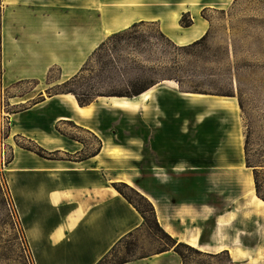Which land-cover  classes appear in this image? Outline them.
I'll return each instance as SVG.
<instances>
[{
    "label": "rangeland",
    "instance_id": "rangeland-1",
    "mask_svg": "<svg viewBox=\"0 0 264 264\" xmlns=\"http://www.w3.org/2000/svg\"><path fill=\"white\" fill-rule=\"evenodd\" d=\"M183 1L138 0L137 6L126 10L117 1L115 4V0H0V264H36L27 239V233L35 234V230L25 225L26 218L34 216V209H27L23 203L21 170H12L10 162L13 150L16 165L22 164V155L28 158L22 149L33 152L35 155L30 156L33 159H37L36 155L44 157L45 152L36 142L26 140L22 133L31 129L34 135L47 132L67 139L86 140L88 153L100 147L99 138L78 130L68 120L53 129L52 121L58 116H67L65 119L71 121L73 118L71 111L60 105L56 98H46L60 93L62 89L57 85L76 74L93 50L111 36H98L101 9L108 14L106 19L111 18L112 13L124 12L134 18L140 14L157 19L135 21L149 25L143 27V34L150 38L149 44L156 43V49L153 47L148 51L146 44L135 49V41L128 37L114 39L106 45L114 60L113 70L108 75L109 80L96 84L102 95L90 103L93 104L92 114L86 120L101 132H98L101 140L107 138L110 143V139L115 143L127 141L125 148L128 151L116 144L123 149L121 155H133L132 150L139 148L140 167L137 168L140 169H167L175 161L187 171L198 168L204 173L206 187L219 183L222 191L232 188L238 191L236 195L243 194L234 207L245 210L250 202L248 194L236 186L228 170L231 142L238 136L244 165L236 171L240 168L246 177L253 179L251 167L245 165L247 159L258 172L264 195V0H199L196 10L207 23V36L202 45L186 51L173 48L172 45L180 46L161 32L171 17L170 11L177 10ZM188 15L194 19L192 13ZM150 30L151 33L159 30L164 38L152 39ZM95 36L98 41L93 47L90 43ZM38 41L46 45L45 61L55 62L50 65L46 77L5 87L1 81L2 46L7 42L9 46L18 42L20 47H25L27 43ZM52 42L59 48L49 52ZM64 70L69 75L64 77ZM148 83H154L150 87V99L131 110L129 116H124L116 107H109L104 99L112 96L128 98L133 90ZM73 89L82 94L86 87L79 82ZM189 93L205 97L193 99L185 95ZM218 96L236 99L233 116L226 107L209 99ZM42 97L45 103L27 111ZM37 138L42 143L56 146L48 134ZM128 162L118 165L126 172L131 171L132 162ZM211 169L220 172L219 175L208 174ZM208 180H213L214 184ZM117 188L144 212L145 221L140 229L120 241L100 264H121L162 250L174 251L172 241L154 224L136 191L127 185ZM226 196L210 194L207 199L220 204L222 210L230 202ZM260 205L264 207V204ZM237 225L244 232L257 229V241L242 240L238 248L254 246L259 252L260 248L264 250L259 225L254 223V227L250 218L244 217L237 219ZM176 249L181 257L177 253L168 256L170 264H233L225 252L209 255L197 249L199 253L182 247ZM237 264H264V256L242 259Z\"/></svg>",
    "mask_w": 264,
    "mask_h": 264
},
{
    "label": "crops",
    "instance_id": "crops-1",
    "mask_svg": "<svg viewBox=\"0 0 264 264\" xmlns=\"http://www.w3.org/2000/svg\"><path fill=\"white\" fill-rule=\"evenodd\" d=\"M35 38L39 40L38 35ZM18 42L13 46L7 42L1 49V81L5 87L21 81L43 79L50 65L55 63L45 61L46 45L43 42H30L25 47H20ZM52 43L49 52L59 48L54 44L56 42ZM57 95L49 96L46 100L55 99ZM41 99L27 111L46 102L43 97ZM65 118L67 116L54 119L51 124L53 129L58 123L68 120L78 130L99 138L101 144L98 150L88 153L86 140L67 139L60 134L53 136L47 132L34 135L28 129L22 136L29 142H36L45 156L36 155L37 159H33L30 157L31 154L35 155L33 152L22 149L28 158L22 155V164L16 165L13 150L10 162L12 170H21L23 203L27 209H34V216H28L25 225L35 230V234L32 231L27 233V239L36 264H100L120 241L140 229L142 217L114 188V185L121 183L149 201L159 228L176 243L186 244L209 255L226 251L233 264L242 259L254 260L264 256L262 248L261 252L255 250L254 246L238 248L242 240L257 241L256 228L246 232L238 228L237 219L241 217L250 218L253 226L254 223L259 225L264 243V207L256 197L252 198L247 193L250 201L248 207L237 210L234 205L243 198V194L236 195L238 191L232 188L222 191L219 183L215 186L213 180L208 181L214 185L206 187L204 173L198 168L187 171L178 161L158 171L156 168H137L140 167L139 148L132 150L130 160H124L130 158L128 155L115 157L106 154L103 139L98 135L101 132L86 121L88 118L77 117L76 120L72 117V121ZM45 134L53 137L56 146L39 141L37 136ZM110 141L111 144L115 143L112 139ZM115 144L127 150V141ZM124 161L132 162L131 171L126 172L119 167L118 164ZM229 165V177L242 189L236 182L239 161L233 167ZM213 169L208 174L219 175L220 172ZM210 194L218 197L227 195L226 199L230 202L226 209L221 210L220 204L210 202L207 199ZM172 254L176 253L171 249L165 250L123 264H170L168 256Z\"/></svg>",
    "mask_w": 264,
    "mask_h": 264
},
{
    "label": "bare ground",
    "instance_id": "bare-ground-1",
    "mask_svg": "<svg viewBox=\"0 0 264 264\" xmlns=\"http://www.w3.org/2000/svg\"><path fill=\"white\" fill-rule=\"evenodd\" d=\"M118 4H120V7L124 9L134 8L133 5L137 6L138 0H115ZM199 0H184L180 3V7L176 10H171V17L168 19V22L164 24V26L161 29V32L170 39L173 43H175L178 46H184L187 44H190L196 40H198L206 31L207 23L204 19H202L199 14L197 13V3ZM192 13L194 15V22L191 28L184 29L178 24V20L180 18V15L182 13ZM100 24H99V33L98 36H109L114 33H117L119 31H122L126 28H128L132 23L139 20H153L154 17H148L145 15L138 14L137 17H132V15H128L126 12L119 13L117 15H114L112 13L111 18L106 19L107 13L105 10H100ZM177 30L180 31L179 34H176ZM98 36H95L91 40L90 45L96 46L98 41ZM63 76L69 75L68 72L64 70ZM151 89H148L141 93L138 96H135L133 98H115V97H109L104 98L109 103V107H116L118 108L124 116H129V112L133 110L134 108L141 107L144 102L148 101L150 99ZM188 97H192L193 99H204V95L201 94H185ZM56 99L58 103L62 106H65L69 111H71L72 117L76 119L77 117L81 118H89L92 114V107L93 104H89L86 106H80L77 104L75 98L71 94H63V96H56ZM210 100H212L213 103L220 107H226L229 111V115L233 116L235 114V109L237 107L236 99L233 97H209ZM53 142V141H52ZM55 145V144H53ZM231 152L229 154L228 162L232 161V163L229 165L230 167H233L232 165L235 162L240 163L241 168H243L244 160H243V150L241 147V138L238 136H235L234 140L231 142ZM122 148L117 146L116 144H111L108 139L103 138V151L106 154H109L111 156H120L122 152ZM242 170H239L236 172L238 176H236V182L238 186H241L243 190H245L249 195L251 194L252 198L256 197L254 193V187H253V180L252 177H246L242 172ZM257 198V197H256ZM257 200L264 204L261 200L257 198ZM30 235V234H29ZM30 239H33V237H29Z\"/></svg>",
    "mask_w": 264,
    "mask_h": 264
},
{
    "label": "trees",
    "instance_id": "trees-1",
    "mask_svg": "<svg viewBox=\"0 0 264 264\" xmlns=\"http://www.w3.org/2000/svg\"><path fill=\"white\" fill-rule=\"evenodd\" d=\"M186 14H187V20L184 21ZM179 25L181 27H185V28L190 27L192 25V19L189 17L188 13H182ZM146 26L149 27V25H146L143 21L134 22L128 28L112 34L104 42H101L93 50V52L88 56V58L85 60V62L83 63V65L80 67V69L77 71L76 74H74L73 76H71L70 78H68L64 82H62L61 84L57 85L58 87H60L62 89V91L60 93H57V94H71V95H73L77 104L80 106L89 105L97 96H101L102 94L97 91L95 86L99 82H104V81H107L110 79V77L108 75L112 73L113 64H114V60L112 58V55H111V53H109L110 50L106 48L107 43H109L110 41H112L114 39L119 40L123 37L124 38L128 37V38H131L132 40L135 41V49H137V48L140 49L141 46H143V45L144 46L147 45L146 49L149 48L148 51L153 47H154V49H156V46H154V45H156V43L155 44H149L148 41L150 38L144 36V34H143L144 33L143 27H146ZM151 30L149 32L151 34V36H149V37H152V39L153 38L157 39V37L164 38L163 34L159 30H154L152 33H151ZM206 36H207V32H205L198 40H196L190 44L180 46V47H176L174 45H172V46L175 49L186 51L187 49H192L196 46L202 45L206 39ZM163 48H165V47H163ZM160 49H161V47H160ZM79 82L83 86L86 87L84 93H82V94L77 93L73 89L75 87V85H77ZM152 85H154V83H148L146 85H141L140 87L133 90L131 92V94L128 95L127 97L132 98V97L138 96L141 93H143L144 91L150 89V87ZM120 96H122V95H120ZM40 101H42V99ZM35 103H37V102H35ZM245 165L247 168L251 167V169H252L253 179H254L253 187H254V192H255L256 197L259 200H261L262 202H264V195L262 194L261 189H260V184L258 181V172L255 169V166L250 165V163L247 159H245ZM119 186L126 187V185L122 184V183ZM114 188L129 204H131L134 207V209L142 217L143 221H145L144 212L141 211L139 208H137V206H135L130 201V199L128 197H126L117 188L116 185H114ZM135 193L140 198V200L146 204V206L148 208V212L150 213L154 224L157 226V228H159L158 223H157L156 218H155V214H154V210H153L152 205L149 203V201L145 197H143L142 195H140L137 192H135ZM159 230H161V229L159 228ZM166 236L172 241L173 247H174V252L177 253L180 257H181V254L177 251V249H176L177 247H182V248H184L187 251L192 252V253H199V251H197L196 249H194L190 246H187L183 243H176V241H174L169 235L166 234ZM163 251H165V250H162L161 252H163ZM223 252L226 253V251H223ZM123 263H125V262H122L121 264H123Z\"/></svg>",
    "mask_w": 264,
    "mask_h": 264
}]
</instances>
